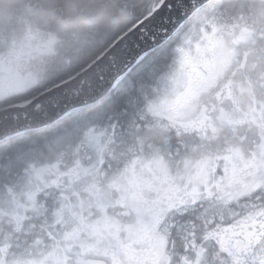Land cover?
Masks as SVG:
<instances>
[{
  "label": "snow or ice",
  "instance_id": "snow-or-ice-1",
  "mask_svg": "<svg viewBox=\"0 0 264 264\" xmlns=\"http://www.w3.org/2000/svg\"><path fill=\"white\" fill-rule=\"evenodd\" d=\"M202 3L180 0L176 10L186 16ZM141 27L124 38L139 71L117 99L114 133L146 103L137 77L173 45L167 28L163 39H135ZM202 147L176 136L153 153L74 161L75 175L65 169L34 206L0 220V264H264V135L241 133L196 156ZM12 178L0 167V186Z\"/></svg>",
  "mask_w": 264,
  "mask_h": 264
},
{
  "label": "flooded vegetation",
  "instance_id": "flooded-vegetation-1",
  "mask_svg": "<svg viewBox=\"0 0 264 264\" xmlns=\"http://www.w3.org/2000/svg\"><path fill=\"white\" fill-rule=\"evenodd\" d=\"M215 5L219 7L214 8ZM227 5L231 6L229 0H218L193 17L190 24L199 19L202 28L199 59L192 64L185 57L188 64L180 79V88L168 99L169 106L164 107L163 100L160 114L150 113L146 110L153 98L150 95L141 120L134 128H125L120 137H113L110 133L102 142L98 159H118L141 150L153 153L167 138L176 136L197 144L202 142L201 151L196 153L201 156L221 142H233V137L241 133L264 135V18L259 16L263 10L225 8ZM35 6L29 3L27 8L32 11ZM190 24L178 33L177 46L181 39H186L192 27ZM43 28L46 26L35 28V35L28 36L24 53L20 48L16 56L9 53L6 60L33 61L37 71L43 62L51 64L61 44L45 35ZM224 51L227 53L222 59ZM177 53L180 55L178 50ZM177 56L173 63L179 61ZM39 89L35 87L33 93L36 95ZM192 100L195 104L189 110L186 107ZM165 115L168 116L167 124L159 121ZM9 170L14 174L9 181L11 184L0 186V220L5 225L14 214L24 211V205H35V199L25 202L22 195L25 192L23 181L30 169Z\"/></svg>",
  "mask_w": 264,
  "mask_h": 264
},
{
  "label": "trees",
  "instance_id": "trees-1",
  "mask_svg": "<svg viewBox=\"0 0 264 264\" xmlns=\"http://www.w3.org/2000/svg\"><path fill=\"white\" fill-rule=\"evenodd\" d=\"M225 8H257L262 0H229ZM36 4L30 11L27 5ZM159 0H0V45L16 42L28 29L45 27V33L61 42V50L44 72L48 85H56L81 72L118 37L147 15ZM245 3L244 5H239ZM248 6H245L247 5ZM251 4V5H250ZM250 5V6H249ZM40 9L43 11L40 13ZM18 12H17V11ZM61 17V19H60ZM14 32L16 34H14ZM10 35H14L10 38ZM83 41L79 43L78 39ZM173 39V38H172ZM174 46L159 54L157 63L136 79V91L146 97L159 76L169 67ZM58 57V58H57ZM59 59V63L57 60ZM100 102L58 121L54 125L9 139L0 144V167L24 170L29 163H40L68 154L78 142L84 123L106 127L114 137L123 135L111 120L118 97L131 88L130 74ZM25 100L30 98L26 96ZM10 102H13L11 100ZM5 107L1 104L0 108ZM143 110V108H142ZM142 110L125 127L134 128ZM43 155L42 158L39 155ZM14 175V174H12ZM11 182L3 186L10 185Z\"/></svg>",
  "mask_w": 264,
  "mask_h": 264
},
{
  "label": "water",
  "instance_id": "water-1",
  "mask_svg": "<svg viewBox=\"0 0 264 264\" xmlns=\"http://www.w3.org/2000/svg\"><path fill=\"white\" fill-rule=\"evenodd\" d=\"M212 1L214 0H203L198 7L187 9L185 16L183 11L176 10L180 0H168L173 6L172 9L169 10L167 6L161 8L152 20L142 17L144 27L136 31L134 38L143 42V37L150 41L152 35H157L163 39L165 28L169 29L173 36L200 8ZM195 3L196 0H193L194 5ZM153 9L154 7L151 12ZM173 24H176L174 30ZM131 31L128 30L126 35L124 33L123 37L117 39L76 76L25 104L0 110V143L11 137L52 125L68 114L91 106L104 98L136 64L133 60L136 45L131 40H124Z\"/></svg>",
  "mask_w": 264,
  "mask_h": 264
},
{
  "label": "rangeland",
  "instance_id": "rangeland-1",
  "mask_svg": "<svg viewBox=\"0 0 264 264\" xmlns=\"http://www.w3.org/2000/svg\"><path fill=\"white\" fill-rule=\"evenodd\" d=\"M217 7H219V5L214 6V8ZM257 9L263 10L259 13V16L264 18V4L257 7ZM190 25L192 27L189 29L190 32L187 34L186 39H181L178 44V51L180 52V55L177 56V59L180 60L174 63V66H172L168 73L158 81V84L155 85L153 91L149 94L153 95L152 100L148 102L146 107V110L150 113L160 114L162 110L161 101L169 99L170 96L174 94L178 88H180V79L182 78L187 63L185 62V57H188L192 64L196 63L199 59V52L202 47L200 34V30H202V28L200 26L199 19L195 20ZM14 34L16 33L14 32ZM242 34V30L239 31L238 35L240 37ZM29 35H35V30H32L30 33L17 36L16 42L0 45L3 49V55L0 56V102L8 98L19 97L26 94L36 85L42 86L40 79L41 72L38 73L36 69L31 68L32 64L30 63L33 61L26 63L21 61L4 60L5 56L9 53L16 55L18 49L27 44ZM78 41L80 43L83 39L80 38ZM226 53V51L223 52L222 59H224ZM197 95L198 93L196 96ZM194 104V100H192L187 104L186 108L191 110ZM185 113L189 112L186 111ZM163 118L164 119L159 121L162 123L166 122L167 124L168 116L165 115ZM107 132L108 129L106 127H101L93 123H84L78 136V140H80V147L77 154L74 153L71 157L68 156L63 158L60 163H47L38 168H30V171L26 173L25 181H23L25 186V192L22 193L24 196L23 201L26 202L34 200L36 192L42 187H45L46 184H51L52 181L55 182L59 180V178L64 174L65 169H67L70 174L75 175V170L70 168V165L74 161H83L90 156L93 159H98L103 147L102 142L106 138ZM80 171L81 174H83V170L81 169ZM23 182H21V184ZM29 206L32 205L29 203L24 205L22 209L24 210Z\"/></svg>",
  "mask_w": 264,
  "mask_h": 264
}]
</instances>
